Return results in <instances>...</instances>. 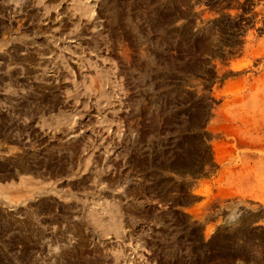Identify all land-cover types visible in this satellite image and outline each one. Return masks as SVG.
Instances as JSON below:
<instances>
[{"label":"rangeland","instance_id":"obj_1","mask_svg":"<svg viewBox=\"0 0 264 264\" xmlns=\"http://www.w3.org/2000/svg\"><path fill=\"white\" fill-rule=\"evenodd\" d=\"M0 264H264V0H0Z\"/></svg>","mask_w":264,"mask_h":264}]
</instances>
